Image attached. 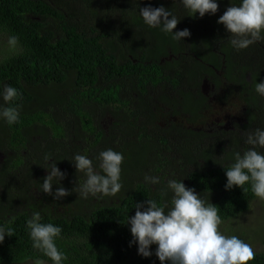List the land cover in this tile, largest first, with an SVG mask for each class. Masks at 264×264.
<instances>
[{
	"label": "trees",
	"instance_id": "trees-1",
	"mask_svg": "<svg viewBox=\"0 0 264 264\" xmlns=\"http://www.w3.org/2000/svg\"><path fill=\"white\" fill-rule=\"evenodd\" d=\"M216 2L218 11L201 18L181 0H0V47H6L0 49V92L7 84L21 93L5 105L18 107V122L0 119V152L8 156L0 170V227L13 230L0 243V264H54L32 247L27 221L34 212H40L41 223L62 229L55 238L67 256L61 264H161L155 244L152 256L138 254L127 219L146 199L170 205L173 193L163 195L170 179L182 180L217 206L222 234L248 243L251 233L240 226L242 216L259 198L251 182L243 186L247 191L226 190L225 170L235 152L251 147L244 143L246 133L264 129V96L255 91V84L264 82V40L234 49L217 20L241 0ZM149 5L163 6L179 19L174 33L187 28L191 35L176 41L146 25L139 9ZM11 36L18 37L15 47L8 43ZM207 79L227 91L225 101L238 97L245 104L243 130L228 143L186 127L176 133L159 128L164 111L199 123L209 109L200 90ZM160 88L162 95L156 93ZM94 106L113 116L107 135L93 118ZM62 115L69 117L61 120ZM68 119L79 123L70 136ZM107 149L123 155L121 191L114 197H80L72 189L86 176L77 172L73 157L86 156L102 172L97 157ZM256 150L264 154V148ZM52 162L66 174L53 181V193L60 186L71 193L60 200L42 191ZM145 175L160 183H146ZM258 240L264 244V235ZM248 264H264V249Z\"/></svg>",
	"mask_w": 264,
	"mask_h": 264
},
{
	"label": "clouds",
	"instance_id": "clouds-1",
	"mask_svg": "<svg viewBox=\"0 0 264 264\" xmlns=\"http://www.w3.org/2000/svg\"><path fill=\"white\" fill-rule=\"evenodd\" d=\"M182 5L192 16L199 17L205 14L214 15L218 11L216 0H181ZM143 22L149 27H160L166 34H172V39L181 41L191 35L185 28L173 32L179 19L169 10L151 5L139 9ZM171 17V18H169ZM224 25L230 33V44L236 50L247 49L250 45L264 40V0H241L237 6L232 4L217 20ZM8 43L15 47L18 37H9ZM255 91L264 96V82L255 84ZM21 96V93L12 86L4 85L0 97L4 104H0V119L9 125L15 124L19 119L18 107L5 106ZM251 147L243 154L234 153V162L225 170L227 183L226 190L234 186L247 191L243 186L251 182L253 194L264 200V154L257 151V147L264 148V129L255 128L246 133V141ZM49 159L48 156L45 157ZM97 159L100 161L96 171L92 160L84 155L76 154L73 157L77 172H83L86 180L83 184L72 189L82 198L90 194L96 196H116L122 189L120 183L121 164L123 155L112 149L101 151ZM48 175L44 177L42 191L60 200L71 193L64 187H57L52 191L53 181H61L65 173L61 172L55 162L51 163ZM146 183L156 185L160 183L159 177L145 175ZM173 193L171 204L158 205L154 199L137 202L135 215L127 219L133 240L138 246V254L143 257L152 256L151 245H157L155 255L161 264H248L255 259V252L250 244L237 236H225L219 230L222 223L218 215V208L201 199L193 188H188L181 181L170 179L167 181V191ZM167 209V211H166ZM40 212H34L27 221L30 230L32 247L40 250L50 258L54 264H61L67 256L60 252L55 244V238L60 236L62 229L52 223H41ZM11 222V221H10ZM5 235L13 236L11 228L0 227V243ZM35 264H44L43 260H36Z\"/></svg>",
	"mask_w": 264,
	"mask_h": 264
},
{
	"label": "rangeland",
	"instance_id": "rangeland-1",
	"mask_svg": "<svg viewBox=\"0 0 264 264\" xmlns=\"http://www.w3.org/2000/svg\"><path fill=\"white\" fill-rule=\"evenodd\" d=\"M64 1L72 2V0ZM117 17H119L118 13L114 14L113 20H116ZM88 24L89 22L87 23V25ZM0 44H2V42ZM5 48L0 47V49ZM200 90L201 93H203V95L208 99L209 109L203 112L202 118L200 119L198 124L190 125L186 121L187 117L185 115L173 116L168 111H164L165 115L160 116V121L158 124L159 128L166 130L174 128L175 130L171 133H176V129L186 127L188 129H194L197 132L206 133L209 140L217 139L229 143V136L236 133V131L240 133V131L243 130L242 128L244 124H246V118L244 114L246 110L245 104L238 97H232V99L225 101L224 96L226 95L227 91H225L224 89H216L208 79L203 81ZM156 93L158 95H162L165 93V90L160 88L156 91ZM92 115L95 122H97V124L102 127V130L105 132V134H109L114 121L111 113L108 110H102L100 109V107L94 106L92 107ZM66 116L67 115H62L60 119L63 120L66 118ZM68 120H71L72 123V129L68 131V136H70L71 132L74 131V128H76V130L78 131L79 123H74L73 119ZM241 136H243L242 133ZM245 141L244 143L247 144ZM171 142L175 143V135ZM21 154L25 156L27 155V152H22ZM9 155L14 156V154ZM7 157V155H4L0 152V170ZM242 217L244 222L240 226L242 228L250 230L251 233V237L247 240L248 244L251 245L254 252L263 250V241H259L258 238L264 235V203L260 199L254 201L251 209ZM23 264L34 263L29 262ZM44 264L49 263L46 262Z\"/></svg>",
	"mask_w": 264,
	"mask_h": 264
}]
</instances>
